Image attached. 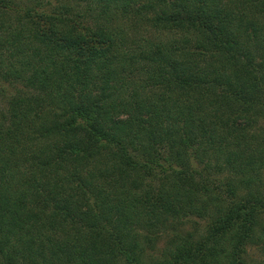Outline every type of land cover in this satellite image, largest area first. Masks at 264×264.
<instances>
[{"label": "trees", "instance_id": "obj_1", "mask_svg": "<svg viewBox=\"0 0 264 264\" xmlns=\"http://www.w3.org/2000/svg\"><path fill=\"white\" fill-rule=\"evenodd\" d=\"M0 264H264V0H0Z\"/></svg>", "mask_w": 264, "mask_h": 264}, {"label": "rangeland", "instance_id": "obj_2", "mask_svg": "<svg viewBox=\"0 0 264 264\" xmlns=\"http://www.w3.org/2000/svg\"><path fill=\"white\" fill-rule=\"evenodd\" d=\"M51 1L53 3L56 2V0H51ZM202 231H203V225L195 222L181 223L179 226L176 227V229L173 230H171L170 228L162 229L161 231L159 230L157 235L154 236V242L152 243L151 247H148L149 248L148 253L150 254L148 256L156 257L159 255L161 249L170 247L171 239L173 236L172 233H177L182 236L184 235L187 236L188 234L197 236L200 235ZM248 252H249V258L251 260H253V258L254 259L260 258L257 246L251 245L250 248H248Z\"/></svg>", "mask_w": 264, "mask_h": 264}]
</instances>
